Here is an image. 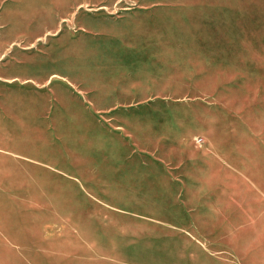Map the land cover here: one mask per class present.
I'll return each mask as SVG.
<instances>
[{"label": "rangeland", "instance_id": "374dc122", "mask_svg": "<svg viewBox=\"0 0 264 264\" xmlns=\"http://www.w3.org/2000/svg\"><path fill=\"white\" fill-rule=\"evenodd\" d=\"M189 1L0 0L5 98L42 91L30 77L86 33L81 18L171 13L180 43L212 63L209 83L180 74L166 94L97 116L93 131L45 132L5 110L0 264H264V0H196L195 17ZM191 172L205 185L182 189L175 178Z\"/></svg>", "mask_w": 264, "mask_h": 264}, {"label": "crops", "instance_id": "0c3cea01", "mask_svg": "<svg viewBox=\"0 0 264 264\" xmlns=\"http://www.w3.org/2000/svg\"><path fill=\"white\" fill-rule=\"evenodd\" d=\"M189 4L194 17L204 14L202 7L196 6L201 2L190 0ZM141 16L133 14L121 24L108 26L93 17L81 18L80 27L87 34L78 37L74 45L61 46L60 58L39 63L38 78L30 77L35 83H44L42 91L35 89L22 99H16L14 91H10L11 99L0 95V116L7 111L13 119L18 112L33 116L39 124L42 120L45 132L93 131L99 127L97 116L110 117L118 110H129L133 103L166 94L173 88L171 85L180 82V74L202 76L199 82L189 81L193 84L210 82L206 78H210L207 69L212 67L211 53L205 47L180 43L183 28L179 20L173 21L175 15L156 12ZM187 24L189 35H199L194 30L196 25ZM251 54L255 61V49ZM224 57L227 63L226 54ZM235 58L244 62L240 56ZM181 66L190 68V72H181ZM107 130L110 131L108 127ZM192 135L189 132L184 138ZM36 161L50 166L49 161ZM60 168L64 169L62 165ZM75 177L80 181L78 175ZM175 179L178 185L184 181L182 189H191L204 186L207 177L191 172L182 180Z\"/></svg>", "mask_w": 264, "mask_h": 264}]
</instances>
